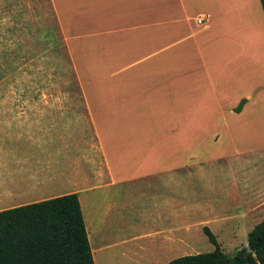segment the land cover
I'll list each match as a JSON object with an SVG mask.
<instances>
[{
  "label": "crops",
  "instance_id": "crops-1",
  "mask_svg": "<svg viewBox=\"0 0 264 264\" xmlns=\"http://www.w3.org/2000/svg\"><path fill=\"white\" fill-rule=\"evenodd\" d=\"M51 3L101 160L71 168L0 117V210L78 193L96 264L198 254L205 226L248 236L264 219L261 0Z\"/></svg>",
  "mask_w": 264,
  "mask_h": 264
},
{
  "label": "rangeland",
  "instance_id": "rangeland-1",
  "mask_svg": "<svg viewBox=\"0 0 264 264\" xmlns=\"http://www.w3.org/2000/svg\"><path fill=\"white\" fill-rule=\"evenodd\" d=\"M8 61L15 68L0 82V117L14 119L25 128L30 125L33 140L50 147L61 145L71 168L78 160L86 167L90 159V168L99 163L81 82L51 0H0V69ZM227 234L218 236L224 252L233 256L247 250L248 246H241L248 236ZM199 248L200 253L216 249L203 229Z\"/></svg>",
  "mask_w": 264,
  "mask_h": 264
},
{
  "label": "trees",
  "instance_id": "trees-1",
  "mask_svg": "<svg viewBox=\"0 0 264 264\" xmlns=\"http://www.w3.org/2000/svg\"><path fill=\"white\" fill-rule=\"evenodd\" d=\"M264 9V0H261ZM0 69V82L14 71ZM247 99L236 108L240 111ZM214 251L184 255L167 264H264V219L248 234L251 252H224L207 226ZM0 264H96L78 193L0 210Z\"/></svg>",
  "mask_w": 264,
  "mask_h": 264
},
{
  "label": "built area",
  "instance_id": "built-area-1",
  "mask_svg": "<svg viewBox=\"0 0 264 264\" xmlns=\"http://www.w3.org/2000/svg\"><path fill=\"white\" fill-rule=\"evenodd\" d=\"M198 24H203L204 23V18L203 17H198L197 19Z\"/></svg>",
  "mask_w": 264,
  "mask_h": 264
},
{
  "label": "water",
  "instance_id": "water-1",
  "mask_svg": "<svg viewBox=\"0 0 264 264\" xmlns=\"http://www.w3.org/2000/svg\"><path fill=\"white\" fill-rule=\"evenodd\" d=\"M251 252V248L248 246L246 250V254H249Z\"/></svg>",
  "mask_w": 264,
  "mask_h": 264
}]
</instances>
